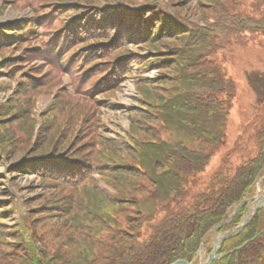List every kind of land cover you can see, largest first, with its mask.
Listing matches in <instances>:
<instances>
[{
	"label": "trees",
	"instance_id": "trees-1",
	"mask_svg": "<svg viewBox=\"0 0 264 264\" xmlns=\"http://www.w3.org/2000/svg\"><path fill=\"white\" fill-rule=\"evenodd\" d=\"M226 1L230 11L244 4V0ZM251 3L249 8L253 12L263 13L261 18H244L243 13L235 12L227 16L225 12L223 16L216 15L215 30H220L226 36L236 35L243 42L249 39L248 35L250 38L264 36V0H252ZM65 6H69L68 13H78L72 5ZM215 7L213 3V7L208 9L214 11ZM111 8L96 16L94 21L90 20L88 29L80 24L83 34L96 33L94 38L82 41L74 24H69L70 18H65L57 28L60 30L58 34L50 27L51 32L42 35L44 43L47 41L53 45L50 47L48 44L39 54L30 50L28 58L40 54L49 58L56 55L59 63L66 60L74 67V72L85 63L84 67L89 69L78 76L82 84H88L92 75H100L103 70L96 68L101 63L98 60L90 64L91 55L83 53V49H94L92 43L100 42L101 38H109L111 45L115 46L123 30L116 29L118 34L114 39H110L113 37L107 35L106 31L116 27L120 19L122 26L135 19L128 13L111 12L114 10ZM147 8L150 13V7L142 10ZM62 13V10H58L51 17ZM159 14L162 15L158 12L153 18L144 15L142 19L138 14L136 23H142L137 30L134 26L131 31L136 30L134 34L141 41L140 44L146 41L150 44L165 36L166 41L160 44L162 49L170 42L173 46L179 45L167 47L171 56L153 63L158 67L165 65L174 69L178 76L171 78L176 82L170 84L172 91H161L158 96L163 106L156 124L150 125V128L141 127L147 138L138 141L131 135L136 143L134 148L125 144L121 151H113L115 159L105 163L106 169H111L108 185L116 190L109 192L102 189L95 180L92 186L86 187L85 181L91 167L81 160H69L63 153H56L55 148L40 150L46 144L43 140L37 148L39 155L21 159L15 166L18 167L17 171H29L30 167L41 170L43 178L57 180L58 188L69 185L76 187L77 194H84L72 200L71 204L68 200L61 201L68 206L61 210L65 220L61 224H54L53 232L49 230L46 236L43 234V238L35 233L27 239L16 235L21 239L18 243L22 244L18 249L14 247L17 243L10 245L4 238L5 233L12 234L16 230H8L1 216L7 208L6 205L0 206V245L3 249L12 248V256L0 254V264H172L179 259L196 263L195 258L208 231L226 221L242 200L253 195L256 184L264 176V88L259 92L257 85V78L261 76L255 72L248 74L258 99L255 111L245 125V130L250 133L249 138L253 139V148L247 142L246 146H237L242 151L240 163L225 161L211 179L201 185L200 174L210 164L213 149L225 135L235 84L223 67L204 62L199 57L207 52L208 43L205 40L211 33L210 24L199 30L191 28L179 31L169 13L158 20L156 17ZM56 20L52 22V27ZM158 21L161 24L156 29ZM34 32L33 20L17 21L7 28L6 33L0 31V50L7 47L20 49L26 41L31 43ZM70 33L74 38L67 40ZM51 34L53 37L49 40ZM56 36L62 37L61 42L54 39ZM74 40H78L76 45L79 49L70 53L71 45L68 44ZM123 58L117 60L119 69L132 58L141 59L139 56ZM21 59L22 56L18 58ZM7 64L12 65L10 62ZM123 78L117 74L114 81L113 77L106 81L97 80L95 89L117 88ZM159 79L162 81L163 78ZM44 82L45 79H35L33 87L38 88ZM132 112L140 111L132 109ZM134 122V126L139 128V121ZM10 141L14 143L15 139L11 129L7 128L0 134V152L7 153L4 145ZM123 152L130 153L127 156L137 162H126ZM102 153L107 156L106 152L101 151L100 155ZM32 159L35 161L32 162ZM78 190L83 192L78 193ZM53 207L54 204L47 206L48 209ZM247 210L248 205L245 204L228 224L219 229V233L239 225ZM52 211L43 210L38 216L52 215ZM262 230L264 209L260 208L249 225L226 239L219 252L227 255L212 264H264V234L259 236ZM213 239V234L206 239L208 254L213 250Z\"/></svg>",
	"mask_w": 264,
	"mask_h": 264
},
{
	"label": "rangeland",
	"instance_id": "rangeland-1",
	"mask_svg": "<svg viewBox=\"0 0 264 264\" xmlns=\"http://www.w3.org/2000/svg\"><path fill=\"white\" fill-rule=\"evenodd\" d=\"M251 1L244 0V4L230 11L226 0H0V31L6 33L10 25H15L21 19H31L35 25L31 43L26 41L20 49L7 47L0 50V134L10 128L15 139L14 143L10 141L4 145L7 153L0 152V206L6 205L7 208L1 216L4 217L8 230H16L14 233L10 232L12 234L5 233L4 238L10 242L8 244L17 243L14 247L18 249L22 244L18 243L21 239L16 238V235L27 239L30 234L35 233L43 238V234L46 236L49 230L53 232L51 229L54 224H61L65 220L61 210L68 206L61 201L68 200L71 204L72 200L84 194L83 190H78V193H83L77 194L76 187L69 185L58 188L57 180L43 178L41 170L30 167L29 171H17L18 167L15 166L21 159L39 155L37 148L43 140L46 144L40 150L49 148L50 151L55 148L56 153H63L69 160H81L91 167L85 181L86 187L92 186L96 181L102 189L114 192L116 189L107 182L111 169H106L105 163L115 159L113 151H121L125 144L134 148L136 143L131 135L138 141L147 138L141 127L150 128V125L156 124L163 106L158 96L161 91H172L170 84L176 82L171 78L178 75L168 66L158 67L153 63L162 57L171 56L167 47L179 45L173 46L170 42L162 49L160 44L166 41L165 36L150 44L147 41L140 44L141 41L134 34L142 23H136L138 14L142 19L144 15L152 17L159 12L162 13L156 17L159 20L169 13L179 31L191 28L199 30L210 24L208 26L211 33L205 40L208 43L207 52L199 57L204 62H213L224 68L234 81L235 96L231 100L225 135L213 149L210 164L200 174L201 185L207 183L225 161L239 164L242 151L237 146L243 147L247 143L252 148L254 146L245 125L254 113L258 99L257 92L248 80V74L255 72L261 76L257 78L258 91L261 92L264 88V36L250 38L248 35L249 39L243 42L236 35L231 37L220 30L216 31L214 24L216 15L219 17L225 12L228 13L227 16L235 12L243 13L244 18H261L263 13L253 12L249 8ZM213 3L217 6L214 11L208 9L213 7ZM69 4L78 13H68L69 6L65 5ZM109 7L114 8H111V12L128 13L135 19L124 26L120 24V19L116 22V27L106 31L107 35L113 37L110 39H114L118 34L116 29L123 30L115 46L111 45L112 40L109 41V38H101L100 42L92 43L94 49H83V53L91 55L90 64L93 65L94 60H98L101 63L96 68L103 70L100 75H92L88 84H82L78 76L88 69L87 66L84 67L85 63L74 72V67L66 60L59 63L56 55L53 58L49 55V58L40 54L32 59L28 58L30 50L37 54L44 50L49 43L43 42L42 35L51 32L50 27L58 34L60 30L57 28L65 18H70L69 24L73 22L82 41L94 38L97 34H83L80 24L88 29L89 21H94L96 16L108 11L106 9ZM144 7H150V13L149 8L142 10ZM58 10L64 13L52 18ZM54 20L56 22L52 27ZM160 24L161 22L156 24V29ZM134 26L136 30L131 31ZM52 37L53 35L48 39L51 40ZM70 37L74 38L70 33L67 40ZM60 38L62 37H54L58 42H61ZM77 43L78 40H74L68 44L71 45L70 53L79 49ZM49 45L51 47L53 44ZM20 56L22 59L18 60ZM138 56L141 59L132 58L118 68L117 60ZM109 62L113 65L108 64ZM117 74H120V78L125 76L117 88L102 91L95 89L97 80L106 81L113 77L114 81ZM38 78L45 79L44 84L41 83L38 88L33 87V80ZM159 78H163L162 81ZM155 84L159 86L156 87ZM132 109L140 112L134 113ZM134 121H139V128L134 126ZM246 150L249 151L247 148ZM101 151L106 152L107 156L103 153L100 155ZM123 154L126 162H137L127 156L130 153ZM260 188L262 189V182ZM50 204L55 207L48 209ZM249 209L254 211V208ZM43 210H53V213L38 216ZM51 239H48L49 242ZM0 247V254L12 256V248ZM207 256L203 249L198 262L205 261Z\"/></svg>",
	"mask_w": 264,
	"mask_h": 264
},
{
	"label": "water",
	"instance_id": "water-1",
	"mask_svg": "<svg viewBox=\"0 0 264 264\" xmlns=\"http://www.w3.org/2000/svg\"><path fill=\"white\" fill-rule=\"evenodd\" d=\"M247 202L250 203V208L254 207V211L253 212H249L247 217L245 218V221L242 222L240 225H238L235 228H232L222 234H218L219 229L228 224L235 216L236 214L240 211L241 207L246 204ZM263 208L264 209V189L262 191V193L259 195V192H257V194L250 199H244L243 201H241L235 208V210L233 211V213L229 216V218L220 223L215 225L212 229H210L208 231V233L206 234V236L204 237L202 244H201V248L200 251L198 253V256L200 255V252L203 250L204 247V243L207 239V237L210 234H215V240H214V244H213V250L212 252L207 256V258L205 259V261L203 262H199L198 264H212L215 260H218L224 256H226V253H219V250L221 248V246L223 245L224 241L233 233L237 234L240 233L253 219L254 215L256 214V212L258 211V209ZM264 234V230L260 233V235ZM258 237V236H257ZM172 264H192L190 263L188 260L185 259H180L175 261Z\"/></svg>",
	"mask_w": 264,
	"mask_h": 264
}]
</instances>
